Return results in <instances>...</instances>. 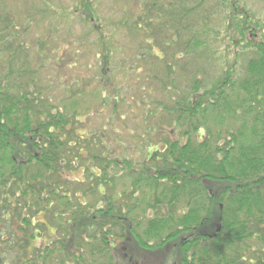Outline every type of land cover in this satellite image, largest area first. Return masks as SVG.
I'll use <instances>...</instances> for the list:
<instances>
[{
	"label": "trees",
	"instance_id": "1",
	"mask_svg": "<svg viewBox=\"0 0 264 264\" xmlns=\"http://www.w3.org/2000/svg\"><path fill=\"white\" fill-rule=\"evenodd\" d=\"M9 1L0 0V264H264L260 13L247 0H131L136 55L116 68L125 63V87L114 86L103 36L100 73L61 96L45 74L64 48L27 36L48 20L56 37L81 18L101 34L95 0L15 14ZM108 109L109 126L142 118L145 136L129 132L140 156H114L108 128L91 129ZM46 230L54 241L33 249Z\"/></svg>",
	"mask_w": 264,
	"mask_h": 264
},
{
	"label": "rangeland",
	"instance_id": "2",
	"mask_svg": "<svg viewBox=\"0 0 264 264\" xmlns=\"http://www.w3.org/2000/svg\"><path fill=\"white\" fill-rule=\"evenodd\" d=\"M78 1L79 0H12L9 2L15 6L18 5L17 8L12 9L15 14L16 12L22 13L23 10L30 13L34 12L36 9L46 8L71 10L75 5H78ZM247 1L258 13H260V17L264 20V0ZM95 7L97 16L100 17L101 34L91 33L92 28L83 21L82 18L74 23H71L72 20L66 23L65 20L60 23L59 26L57 25L56 29L58 28L59 33H57L56 37L53 36L52 38L50 35L53 26L51 23L49 24L48 20H44V23L39 25L35 24L31 27V33L27 36L28 41L31 43L35 41V35L42 34L46 39H41V41H48L49 44L51 43L50 47H55L57 43H59L64 48L61 56L62 59L57 62L59 66L52 67V69L45 74V85L50 92L57 91V95L62 96L63 91H65V88H67L70 83H75L74 81H79L77 83H81L83 80L88 81L89 78L96 77L98 73H100L96 57L98 50L103 46V36H108L110 39L108 44H111L113 48L111 53V66L114 70V86L117 87L119 85L120 88L125 87V63L121 69L117 70L116 68L122 64V60L125 61V55H136L131 43H134V41L131 39L130 35H128L129 26L127 28L125 26L131 24L134 14H137V7L131 0H95ZM46 15L49 16V14ZM64 19H66L65 16ZM124 22L125 25L123 26ZM19 23L23 24L24 22L20 21ZM53 31H55V28ZM104 41L106 40L104 39ZM34 54L36 55L35 46H33L30 51V55ZM100 60H102V55ZM74 62L77 63V66H72ZM118 111H120L121 116H125V108ZM111 112V109L103 110L102 113L95 111L90 121L91 129L96 133L100 131V129L108 128V136L111 140L113 150L115 151V154H113L114 156H116V153L119 155L123 153L128 154L126 156L129 157L133 155L134 157L140 156L143 151L140 147L142 145L140 138L145 136V130L139 125L140 121L134 120V117L139 119L142 118L133 114L126 117V120L124 117L125 121L116 119L115 126H109L107 122ZM130 131H132L133 134L140 135V138L136 135H129ZM170 136L174 138V136ZM153 139L157 142L156 137H153ZM158 139H163V136H159ZM120 145H122L124 149L119 148L118 146ZM125 146L127 147L126 149ZM55 237V234L51 230H46L42 233V237H39L37 242L33 243L32 248L34 249V247L38 246L44 248L50 245Z\"/></svg>",
	"mask_w": 264,
	"mask_h": 264
}]
</instances>
